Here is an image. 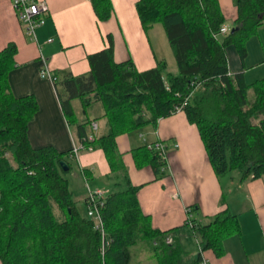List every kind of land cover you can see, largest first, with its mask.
Listing matches in <instances>:
<instances>
[{
	"label": "trees",
	"instance_id": "obj_1",
	"mask_svg": "<svg viewBox=\"0 0 264 264\" xmlns=\"http://www.w3.org/2000/svg\"><path fill=\"white\" fill-rule=\"evenodd\" d=\"M100 21L113 12L111 0H90ZM136 11L145 32L160 23L175 58L177 72L165 60L138 70L131 59L116 62L113 43L87 54L86 74L67 73L54 82L62 112L77 140L87 135L88 120L77 122L72 100L85 112L94 102L103 107L107 131L86 145L100 148L110 172L122 171L125 186L103 197L100 209L104 235L82 214L65 174L70 162L51 146L33 148L28 123L38 109L33 95L12 94L8 74L15 66L17 47L0 50V261L2 264H130L132 248L141 245L152 264H198L173 237L152 227L137 199L138 186L126 176L118 135L155 125L182 106L194 124L217 177L238 171L241 179L264 177V77L250 83L243 72L230 73L226 47L240 58L246 41L264 21V0H236V29L218 33L225 18L217 0H138ZM136 167L150 165L157 177L166 175V162L146 145L132 149ZM68 164L64 171L60 161ZM197 213L192 207L191 213ZM206 222L186 220L198 237L200 250L225 254L224 240L239 234L236 215L228 208L205 216Z\"/></svg>",
	"mask_w": 264,
	"mask_h": 264
},
{
	"label": "crops",
	"instance_id": "obj_2",
	"mask_svg": "<svg viewBox=\"0 0 264 264\" xmlns=\"http://www.w3.org/2000/svg\"><path fill=\"white\" fill-rule=\"evenodd\" d=\"M137 1L111 0V17L100 21L90 0H46L49 14L45 23L36 29L37 39L33 41L24 33L11 0H0V50L9 42H14L17 47L15 66L8 74L10 90L17 97L33 95L38 105L28 123L31 146H51L65 153L71 169L72 163L76 164L85 181L97 176L94 188L103 196L125 186L124 173H111L103 151L91 145V148L80 150L77 157L72 156V146L79 141L75 128L69 125L62 112L54 82L41 77L40 70L44 59L57 78L67 73L86 74L89 71L87 54L107 47L108 35L112 39L116 62L131 59L138 70H145L154 67L157 60H165L163 55L156 53L151 41V33L158 23L147 32L143 30L135 7ZM217 1L225 25L230 28L237 16L236 0ZM253 36L256 45L249 47L248 41ZM253 36L246 41L247 55L243 60L233 45L225 49L229 72H243L248 83L264 77V21ZM252 73L256 79L248 80ZM71 103L76 121L88 120L87 134L92 132L93 121L97 124L95 138L106 133L107 123L100 102L92 103L85 112L77 99ZM157 140L168 144L164 177H157L150 165L136 167L132 156V149L144 145L150 149L149 145ZM116 144L122 153L126 176L133 186H138L136 195L142 212L150 217L152 227L156 229L166 231L179 227L166 236L180 241L189 254V262L200 254L202 260L198 264H264V177L241 179L235 170L217 177L197 127L182 111L159 118L151 128L144 126L118 135ZM73 175L76 179L79 177L77 172ZM68 183L70 189L69 180ZM88 189L95 190L87 183V191L82 197L83 211L75 200L82 214H86ZM192 207L197 208L198 214L191 213L192 219L201 223L206 222L205 216L225 207L236 215L240 232L224 240V255L217 257L211 249L200 250L191 225H184L186 209ZM132 252L130 264L153 263L141 245L133 247Z\"/></svg>",
	"mask_w": 264,
	"mask_h": 264
},
{
	"label": "built area",
	"instance_id": "obj_3",
	"mask_svg": "<svg viewBox=\"0 0 264 264\" xmlns=\"http://www.w3.org/2000/svg\"><path fill=\"white\" fill-rule=\"evenodd\" d=\"M11 5L23 26V30L26 36L30 40L36 41V29L45 23V18L49 14V6L46 0H11ZM229 29L230 28L224 24L220 27L218 33H214V36L227 34ZM48 41H51V39H49ZM42 63L43 67L40 70V76L49 78L52 82H55L57 80V77L50 72L44 59ZM181 110L182 106H176L174 112H179ZM91 127L92 132L88 133L77 143L73 144L71 151L73 157H77V154L80 150L91 148L90 145H86V141H90L95 138V129L97 127L96 122L93 121ZM173 146L176 147L177 144H173ZM149 148L156 151L161 159L167 162L166 160L168 144L166 142L157 140L150 144ZM166 164L162 167V169H165ZM103 197V193L100 190L88 189L86 198V214L94 221L96 228L100 230L102 235H104V227L100 209L103 205ZM186 213L188 214L187 220H191V208H187ZM189 224L191 225V223ZM172 241L173 237L171 235L165 236L166 243H171ZM203 264L206 263L203 262Z\"/></svg>",
	"mask_w": 264,
	"mask_h": 264
},
{
	"label": "rangeland",
	"instance_id": "obj_4",
	"mask_svg": "<svg viewBox=\"0 0 264 264\" xmlns=\"http://www.w3.org/2000/svg\"><path fill=\"white\" fill-rule=\"evenodd\" d=\"M231 27H232V25H230V29H231ZM254 40H255V37L253 36L248 41L249 47H253L256 45ZM151 41H152V45H153L156 53H158V55H163V57H165V61L167 63V71L168 72H177L173 50H172L171 46L169 45L165 31H164V29L160 23H158L156 25V29L151 33ZM252 42H254V43L252 44ZM253 72H255V71H253ZM254 75L255 74L252 73V75L250 76V78L248 80L256 79L255 78L256 76H254ZM145 127L151 128L152 125H147ZM74 172H77V174H79V177L77 179L73 175ZM65 177L70 182V189L73 191L74 200H76L77 205L83 211L84 210V202H83L82 197L87 191V183L90 185V187H92V189H95L94 185H97V182H98L97 176H94L92 178L89 177L88 180L85 181V179L82 178V176L79 172V169L77 168V165L72 163V169H71V171H69L65 174ZM102 182L104 183V181H102ZM98 185L101 187H104V185H100V183H98ZM186 215L188 217V214H186ZM196 215H198V214H196ZM189 230H190V228H189Z\"/></svg>",
	"mask_w": 264,
	"mask_h": 264
},
{
	"label": "water",
	"instance_id": "obj_5",
	"mask_svg": "<svg viewBox=\"0 0 264 264\" xmlns=\"http://www.w3.org/2000/svg\"><path fill=\"white\" fill-rule=\"evenodd\" d=\"M235 29H236V27H233V28H231L230 31L233 32ZM60 165L62 166V169L64 171H67L68 170V164L64 160H61L60 161Z\"/></svg>",
	"mask_w": 264,
	"mask_h": 264
}]
</instances>
